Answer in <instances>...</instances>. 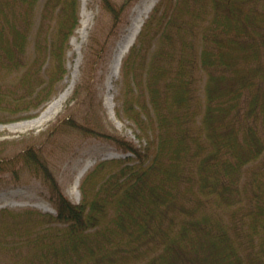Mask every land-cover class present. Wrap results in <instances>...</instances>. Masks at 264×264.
Wrapping results in <instances>:
<instances>
[{
    "label": "trees",
    "instance_id": "1",
    "mask_svg": "<svg viewBox=\"0 0 264 264\" xmlns=\"http://www.w3.org/2000/svg\"><path fill=\"white\" fill-rule=\"evenodd\" d=\"M99 1L108 38L133 0ZM38 3L0 0L5 121L33 116L66 71L78 0H43L35 21ZM120 74L116 113L139 143L95 112L65 119L126 153L96 162L78 201L38 149L6 157L0 141V171L38 177L54 209L0 207V264H264V0H157Z\"/></svg>",
    "mask_w": 264,
    "mask_h": 264
},
{
    "label": "rangeland",
    "instance_id": "2",
    "mask_svg": "<svg viewBox=\"0 0 264 264\" xmlns=\"http://www.w3.org/2000/svg\"><path fill=\"white\" fill-rule=\"evenodd\" d=\"M42 1L39 0L36 7L35 21ZM156 2L133 0L107 38L110 16L102 9L100 1L78 0V21L68 38L65 54L66 71L56 89L32 111L33 116L5 121L15 115L0 111V141H8L3 148L4 155L13 156L30 145L38 149L63 192L72 201L80 199L78 184L96 162L123 158L126 153L104 139L80 134L68 126L65 119L71 117L78 123H85L89 121V113L95 112L112 131L139 143L133 122L122 111L116 113L120 103V65ZM100 44L102 52L91 57L94 62L85 64V56L91 47L98 48ZM118 52L122 56L116 68L112 60ZM75 88L77 91L72 98ZM26 206L54 211L46 199V188L38 177L19 167L0 171V207L19 209Z\"/></svg>",
    "mask_w": 264,
    "mask_h": 264
},
{
    "label": "bare ground",
    "instance_id": "3",
    "mask_svg": "<svg viewBox=\"0 0 264 264\" xmlns=\"http://www.w3.org/2000/svg\"><path fill=\"white\" fill-rule=\"evenodd\" d=\"M121 56H122L121 52H118L117 54L114 55V59L112 60V63L114 62L116 63L115 64L116 68L118 67ZM111 116H113L112 113H111ZM76 188H77V182L74 184V189L76 190Z\"/></svg>",
    "mask_w": 264,
    "mask_h": 264
}]
</instances>
